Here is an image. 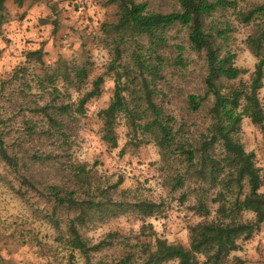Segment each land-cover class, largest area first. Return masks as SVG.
I'll return each instance as SVG.
<instances>
[{
  "label": "rangeland",
  "instance_id": "374dc122",
  "mask_svg": "<svg viewBox=\"0 0 264 264\" xmlns=\"http://www.w3.org/2000/svg\"><path fill=\"white\" fill-rule=\"evenodd\" d=\"M136 1L147 2L151 11L179 9L177 0ZM263 1L242 0L240 8L247 11ZM118 12L112 0H24L23 4L8 0L0 12V144L17 162L12 167L0 156V264H83L78 250L60 242L55 222L59 221L66 232L74 211L55 207L53 186L63 191L75 189V196L81 198L94 196L96 201L128 204L116 216H95L92 223L82 227L84 237L92 243L116 232L121 236L119 242L124 237L132 244L130 249L155 235L188 246L189 227L215 216L218 203L212 198L220 187L200 180L197 172H189L183 157H175L178 146L174 145L165 156L154 141L130 140L123 117L116 125L118 146L111 147L103 139L99 111L111 102L116 78L123 74L125 65L140 79L141 69L134 61L137 56H149L153 48L147 37L118 25ZM209 20L220 27L231 22L227 47L236 52L235 64L246 70L237 79L223 80V92L248 85L258 60L247 44L252 27L236 20L233 9L219 10ZM167 40L162 51L166 58L164 77L158 82L154 101L173 116L179 140L197 149L194 167L199 168L198 149L209 133L213 98L194 111L188 96L205 95L207 63L203 53L190 47L186 27L176 25ZM117 45L121 57L114 63ZM39 48L43 50V65L36 60L26 61L27 52ZM62 60L90 68L82 90L60 78L56 81L58 91L52 87L40 90L38 80L46 73L44 67L52 72ZM98 77H102L101 93L87 101L83 113L76 111L78 101ZM126 80L123 76L122 81ZM52 94L57 95L52 98ZM258 97L264 106V80ZM53 99L56 105L72 104V109L61 117L60 129L51 127L40 108ZM238 136L248 151L255 152L264 177V133L245 116ZM215 147L220 153V145ZM83 166L90 179L85 188L75 182ZM179 178H183L182 186L178 185ZM117 182L118 188H111ZM105 188L109 190L108 198L100 191ZM261 191L264 193V183ZM205 192L210 215L196 209ZM144 200L160 203L161 211L142 219L134 205ZM244 218L254 220L253 212H245ZM240 244L241 248L230 255L232 264H264V223ZM71 252L75 259L70 257ZM117 255L119 247L107 248L95 254L93 260L107 261Z\"/></svg>",
  "mask_w": 264,
  "mask_h": 264
},
{
  "label": "trees",
  "instance_id": "16d2710c",
  "mask_svg": "<svg viewBox=\"0 0 264 264\" xmlns=\"http://www.w3.org/2000/svg\"><path fill=\"white\" fill-rule=\"evenodd\" d=\"M6 1L8 0H0V12L5 8ZM13 1L18 4L24 2ZM112 1L119 9L118 25L129 27L134 35L147 37L153 48L149 56L144 58L137 56L134 61L141 69L140 79L132 73L129 66L125 65L123 74L116 78L111 102L99 111L103 139L111 147L118 146L116 125L123 117L130 129V140L154 141L161 147L165 156L172 151L174 145L178 146L177 152H174L178 153L175 157H183L189 172L191 170L197 172V178L200 180L220 187L216 196L212 198L213 202L218 203V207L214 217L189 227L188 246L155 235L151 240L138 242L130 249L129 245L132 244L124 237L122 242H119L121 236L116 232H109L95 243L84 237L81 232L82 227L92 223L95 216L99 219H108L124 211L125 205L128 204L113 203L112 200L96 201L94 196L81 198L75 196L77 193L75 189L63 191L58 186H53L55 207L65 206L68 213L74 211L73 216L68 219L66 232L62 230L59 221L55 222L60 242L67 248L78 250L84 258L83 264H168L172 261H176L177 264H232L230 255L241 248L240 240H248L264 223V193L261 191L264 177L257 165L255 152L248 151L238 136L245 116L264 133V106L258 97L264 80V1L243 11L240 8L242 0H177L179 9L170 12L151 11L147 2ZM228 9H233L236 20L252 27L247 44L258 60L248 85L223 92V80L237 79L246 72L235 64L236 52L227 47V33L232 27L231 22L227 21L220 27L209 20L217 11ZM176 25L188 29L190 47L203 53L207 63L206 93L203 96L190 94L188 96L190 109L198 111L207 104L211 96L213 98L209 107V133L198 149L201 155L199 168L194 167L197 149L191 145L186 147V144L179 140L178 131L172 124L173 116L166 114L154 101L158 93V82L164 77L166 58L162 51L167 44L170 30ZM114 49L116 53L114 63H117L121 57L120 45ZM42 55V48L27 52L26 61L36 60L43 65ZM44 69L46 73L38 80L39 89L43 91L47 87L58 91L56 81L59 78L76 90H82L90 73V68L86 64L78 65L66 60H62L52 72H47V67ZM123 76L127 77L126 81H122ZM101 82L102 77L94 80L93 87L86 90L78 101L76 111L83 113L87 101L101 93ZM52 95V98H55L57 94ZM40 108L51 122V127L60 129L61 117L72 109V104L56 105L55 100L54 102L49 100ZM216 144L221 147L220 153H216ZM0 156L12 167L17 163L3 144H0ZM179 179L178 185L182 186L183 178ZM89 181L87 170L83 166L76 173V185L89 187ZM118 185L117 182L111 188L116 189ZM100 191L104 197H109L107 188ZM207 198L205 192L196 207L203 215H210L205 204ZM134 207L142 219H145L160 212L162 206L160 203L144 200L136 203ZM247 211L253 212L254 220L244 218ZM112 247H119V255L115 258L107 261L93 260L95 254ZM70 254V257L75 259L74 253ZM238 262L241 263V260L238 259Z\"/></svg>",
  "mask_w": 264,
  "mask_h": 264
}]
</instances>
